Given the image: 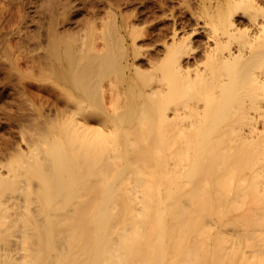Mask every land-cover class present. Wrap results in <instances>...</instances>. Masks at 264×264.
I'll list each match as a JSON object with an SVG mask.
<instances>
[{"label":"bare ground","instance_id":"6f19581e","mask_svg":"<svg viewBox=\"0 0 264 264\" xmlns=\"http://www.w3.org/2000/svg\"><path fill=\"white\" fill-rule=\"evenodd\" d=\"M200 1L204 22L194 15L196 27L175 31L164 54L166 112L149 96L144 112L154 119L131 106L147 123L126 130L124 118H110L114 108L94 111L114 120L104 132L73 119L77 100L62 136L40 157L35 149L31 168L18 158L19 174L7 163L19 175L3 191L16 215L10 230L28 264H264V0ZM252 157L258 164L247 167ZM31 178L37 186L24 191Z\"/></svg>","mask_w":264,"mask_h":264},{"label":"rangeland","instance_id":"374dc122","mask_svg":"<svg viewBox=\"0 0 264 264\" xmlns=\"http://www.w3.org/2000/svg\"><path fill=\"white\" fill-rule=\"evenodd\" d=\"M200 6V0H0V177L7 176L4 177L7 179L3 183L5 186L2 183L1 186L10 187L19 177L15 173H21L18 167L22 163L26 167L28 161L37 158L35 149L39 150L40 157L45 154L40 150L44 144L62 136L61 132L76 111L77 100L82 102L77 101L78 109L73 119L87 121L89 128L104 132L114 131L112 119L118 120L116 116L119 115L125 119L123 129L134 126L137 120L144 128L147 121L140 117L142 113L130 116V107L147 111L150 109L149 96L154 98L152 106H156V110L166 112L168 98L161 92L167 78L168 60L164 59L167 57L164 54L173 51L170 45L175 31L179 36L196 27L194 15L198 14ZM196 15L203 23L205 19ZM213 23L207 26L213 27ZM203 36L197 33L194 39L203 41ZM72 67L77 70L73 72ZM71 68L73 74L78 73L74 75L76 78L84 76V83L93 84L92 97L83 95L84 87L78 83L82 79L74 83ZM83 103L86 104L85 113L79 109ZM103 110L104 113L113 110L110 122L98 118L101 115L96 113ZM144 113H148L149 120L154 119L153 109ZM18 158L21 164L20 160L16 162ZM249 159L246 165L257 162L255 157ZM16 163L20 166L16 167ZM7 165L13 170L17 168V172ZM263 174L260 173L261 180ZM22 185L26 186L24 191L30 185L36 187L37 179L31 178ZM3 187L0 210L2 206L4 209L12 207L10 200L7 201L9 191L3 193L7 190ZM18 200L17 203L23 205L24 199ZM9 210L12 211L10 208L8 212L6 209L0 211V217L5 212L4 217L8 213L5 220L12 219ZM20 213H28L24 205ZM1 219L0 232L3 234L1 232L0 236L6 238L8 234V240L0 238L4 242H0V250H3L0 256L9 255L12 264H28L26 253L16 247L19 240L14 242L18 239L16 231L11 233L14 220L9 219L5 224ZM6 255L0 258L1 262L5 261L3 264L9 261Z\"/></svg>","mask_w":264,"mask_h":264}]
</instances>
